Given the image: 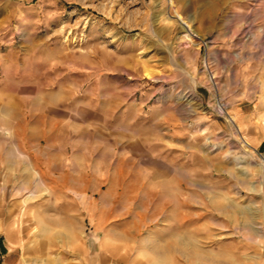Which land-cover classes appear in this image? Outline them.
Instances as JSON below:
<instances>
[{"label":"rangeland","instance_id":"1","mask_svg":"<svg viewBox=\"0 0 264 264\" xmlns=\"http://www.w3.org/2000/svg\"><path fill=\"white\" fill-rule=\"evenodd\" d=\"M0 84L67 166L0 183V264H255L264 0H0Z\"/></svg>","mask_w":264,"mask_h":264},{"label":"crops","instance_id":"2","mask_svg":"<svg viewBox=\"0 0 264 264\" xmlns=\"http://www.w3.org/2000/svg\"><path fill=\"white\" fill-rule=\"evenodd\" d=\"M5 82L2 81L1 83ZM16 111L18 116L13 118L12 112ZM25 111L26 106L24 103L10 100L5 102L0 97V183H29L36 181L37 176L45 183L65 181L67 166L64 144H58L57 150L61 154L58 155L57 159L51 158L49 154L51 147H53L49 142L45 146L42 143H33L30 149L26 148V136L33 137L35 140H42L50 134V130L43 124H38L34 119L26 118ZM10 126L12 128H9ZM34 156L40 159H35L33 158ZM77 163L72 165L73 168L69 170V174L73 179L77 177L80 180L84 176L86 165L80 162L79 164ZM82 198H86L85 193H67L66 199L70 200L67 205L71 210L81 211L82 208L78 204V200ZM84 204L82 202L85 207ZM53 225H58L64 230L66 229L65 227H68L65 223H56L50 226L51 229L59 228H53ZM2 247L4 245L0 238V248ZM251 257L253 258V263L264 264V246L257 255Z\"/></svg>","mask_w":264,"mask_h":264},{"label":"bare ground","instance_id":"3","mask_svg":"<svg viewBox=\"0 0 264 264\" xmlns=\"http://www.w3.org/2000/svg\"><path fill=\"white\" fill-rule=\"evenodd\" d=\"M186 30L188 31V33L185 35V37L186 38H188V36L189 35H192L193 33H192V29L190 28V26L187 24V26H186ZM192 38V37H191ZM182 39V38H181ZM230 121H231V123L234 125V126H236L237 128H238V126H237V122H236V119L234 118V117H230ZM239 129V128H238ZM240 131V130H239ZM245 143L247 144V145H250L249 144V142L245 139ZM156 251V250H155ZM157 254V253H156ZM159 254V253H158ZM159 255H161V253L159 254Z\"/></svg>","mask_w":264,"mask_h":264}]
</instances>
